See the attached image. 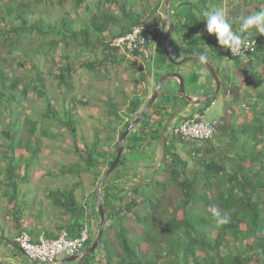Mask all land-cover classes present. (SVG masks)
<instances>
[{
  "label": "trees",
  "instance_id": "16d2710c",
  "mask_svg": "<svg viewBox=\"0 0 264 264\" xmlns=\"http://www.w3.org/2000/svg\"><path fill=\"white\" fill-rule=\"evenodd\" d=\"M64 1L57 0L60 7L54 15L50 11L54 7L53 0H0V50L9 54L22 53L21 60L16 63L23 70L22 74L12 75L0 61V195L6 198L0 215L4 218L10 215L17 226L22 224L19 216L28 199L20 186L29 179V168L39 157L44 138L54 142L61 135L65 137V132L73 137L66 150H73L85 166L74 167L78 162L68 168L63 165L61 175L67 171L79 177L74 174L90 171L97 182L116 153L117 141L112 142L114 148L110 158L105 147L98 148L103 139L96 127L92 142L86 140L85 133L81 136L82 150L75 140L80 125L77 103L88 105L89 100L73 94L76 69L70 54L73 60L79 59V67L89 73L106 72L125 56L124 49L110 44L113 38L124 35L134 25L153 26L155 34L162 20V0H70L68 10ZM251 2L249 14L250 11H264V0H249ZM247 31L244 32L246 38H255L258 44L248 53L247 63L242 64L241 76L251 91L245 113L243 110L241 114L242 120L236 119L228 133L220 134L216 129L212 138L195 141L200 143L196 150L204 149L208 156L195 159L196 168L191 173L188 161L177 153L173 139L169 140L161 173L131 186L126 192L127 200H121L124 211L115 229L120 249L108 234L109 225H105L97 247L72 264H92L99 251L102 253L100 264H264V34L255 28ZM188 38L189 35H184L185 40ZM25 42L27 46L24 47ZM225 49L228 50L223 46ZM201 51L193 46L186 53L199 54ZM86 53L100 55V58H83ZM133 53L144 58L150 56L145 57L138 50ZM38 55L49 64L48 75L56 79V84L48 82L47 71L35 59ZM58 59L61 64L53 71ZM105 100L109 107L105 116L110 122L111 118L117 121L121 117L116 111L117 104L111 98ZM128 104V112L134 116L123 122L118 137L138 114L142 101L132 98ZM143 133L136 134L133 129L128 132L125 153L138 149L137 143ZM125 164V155H121L102 181L105 223L114 215V210L107 209L117 198V180ZM116 170L118 175L114 173ZM81 183V179H76L69 189L48 190V200L55 208L62 209L61 213L75 217L82 209L75 198V190ZM18 199L23 200L17 212L14 204ZM32 200L31 204L37 202ZM213 208L221 215L227 213L230 223L217 227ZM95 214L98 216L97 210ZM128 216L140 224L139 236H128L129 230L123 224ZM80 221L78 216L68 228L63 219L59 226L60 229H77L82 225ZM90 221L89 215L86 222ZM0 229L2 232L4 226L0 225ZM95 236L96 233L89 231L84 249ZM148 251L152 253L150 258L145 255Z\"/></svg>",
  "mask_w": 264,
  "mask_h": 264
},
{
  "label": "crops",
  "instance_id": "0c3cea01",
  "mask_svg": "<svg viewBox=\"0 0 264 264\" xmlns=\"http://www.w3.org/2000/svg\"><path fill=\"white\" fill-rule=\"evenodd\" d=\"M162 1L163 11L160 12L162 20L157 32L154 34L155 39L150 45V56L144 58L140 54L124 51L125 54L123 55L125 56L123 59H119L117 63L111 66L113 72H109L107 76L103 75L106 77L105 79L126 80L128 84L123 97L118 96V99L114 100L117 104L116 111L121 117L117 121H112L108 129L109 131H116L118 135L120 126L123 122L130 119L132 115L127 109L128 102L132 98H138L142 101L141 107L138 110L139 113L154 93V90L159 87L161 76L165 73L174 71L183 73L186 88L185 95L189 96L191 100L186 96L176 93L178 89L177 80L171 78L153 100L140 123L132 128L136 134L144 132L143 138L137 143L138 149L128 151L125 154L126 164L120 168L121 178L117 180V185H119L116 191L117 198L114 200L116 201V205H120L121 200H123L122 198L130 190L131 186L142 184L143 181H148L155 173H161L163 161L165 160H162V143L166 142L167 146L168 141L173 139L177 153L181 158L188 161L191 172L196 168L195 159H203L208 156L204 149L200 148L201 150H196L200 146V143L190 140L181 141L176 137L174 139V127L180 122L197 112L206 110V114L210 119H216L218 121L217 132H220V134L228 133L232 123L236 119L239 122L242 120V111L244 110L245 113L246 103L250 101L251 91L247 86L246 79L241 76L243 70L242 64L247 63L249 58L247 61L236 59L225 60L224 55L226 54V49L223 50V45L219 44L215 34H209L206 31L207 19L203 17V12L215 8L213 10V14H215V12L220 11L218 7L227 8L228 13L226 18L233 20V30L235 32L237 31L242 37H246L244 32H239L241 21L238 17L247 16L249 14L248 9H251L250 6L253 3H249V0H239L238 3H234V0H170L169 2L168 9L173 22V30L168 36V47L171 48L172 58L181 60L188 55L198 56V54L186 53L187 50L193 49V46L202 49L201 53L207 50L206 54L209 57V63L214 68L217 78L220 81L219 89L216 92V82L211 74V70L206 65L199 61L190 60L176 66L167 58L164 37L168 23L164 12L165 0ZM184 35H189L190 38L185 40ZM126 60H128V64H126ZM128 69L135 72L129 78L127 77ZM214 143L217 144V142ZM104 147L107 151L110 150V147ZM217 148L221 147L217 145ZM116 174L118 175V172ZM31 181L29 178L26 182L21 183L20 188L24 187L25 184H29ZM37 187L44 189L45 186L43 187L42 184H39ZM67 188L69 189V186L65 188L55 187L52 189ZM22 192L24 191L22 190ZM84 194L82 201H78L75 194V198L82 209L75 217L70 218L68 215L61 213L62 209L55 208L48 198L44 200V197H42L40 203L34 202V204H31L33 200L30 199L29 193L26 192V199L28 198L24 205L26 208L19 216L22 226H17L10 215L4 218V221L7 222L4 223L6 225H4L2 232L0 229L3 240V242H0V262L3 264L12 263L5 261L1 255L7 253L12 247L17 248L15 246V238L21 231L26 229L34 239L42 233L49 237H56L63 230L74 236L78 234L81 227H85L88 231L97 234L99 215L97 216L95 214L97 205L94 209L92 206L93 196L95 198L96 194L95 189L91 194ZM45 195L47 196V194ZM22 200L18 199L14 204L17 212L20 210L19 207ZM113 203L109 205L108 211L113 210ZM3 208L4 206H2ZM89 215L91 221L87 223L86 218ZM78 216L83 226L81 225L77 229H68L73 225ZM63 219L64 222L68 223V228L64 227L60 229L59 223H62L61 220L63 221ZM101 260L102 253L99 251L96 259L92 261V264H100ZM73 262H68L67 264H72ZM25 264H34V262L28 259V262Z\"/></svg>",
  "mask_w": 264,
  "mask_h": 264
},
{
  "label": "rangeland",
  "instance_id": "374dc122",
  "mask_svg": "<svg viewBox=\"0 0 264 264\" xmlns=\"http://www.w3.org/2000/svg\"><path fill=\"white\" fill-rule=\"evenodd\" d=\"M54 7L51 8V12L56 15L57 11L59 10V5L57 4V0H53ZM245 4V2L243 1ZM64 7L68 10L70 9L71 3L70 0H65L64 1ZM38 10V8H37ZM56 17V16H55ZM173 37V34H172ZM171 42V41H170ZM22 46H27L26 42L23 43ZM60 51L57 50V54ZM50 54V53H49ZM87 54V55H86ZM83 54V58H89L91 60H94L95 58H100V55L97 56L93 53L89 54L86 53ZM70 59L72 60V66L76 69L74 71L73 75L76 77V87L73 91V94L76 95L77 98H83L89 100L88 105H82L80 103H77V117L79 118V128L77 129L78 134L76 135L75 140H77L79 148L82 150L84 143L83 139L81 138L82 135L85 133L86 140L89 141L93 140V135H94V127L97 128L99 132V137L103 139L102 142H99L100 145L98 148H103L104 147V141L105 145L107 147H110V150H106L108 153L107 157L110 158V155L113 151V143L118 140V135L116 131H109V123L113 121L111 118V122L109 117L105 116L109 111V107H107L106 100L105 98H111L112 100H117L118 96L123 97V94H125V89L127 88L128 84L126 80L124 81H118V80H112L110 79H105V75L112 73V69L110 68L106 72H98V73H89L88 70H85L84 68L79 67V59L73 60L72 53L70 54ZM22 53L19 54V52H14L12 54H9L8 52H4L3 50H0V61L3 63V66L7 68L8 71L12 75L15 74H22L23 70L19 68L16 63L18 60H21ZM50 56V55H49ZM38 65H43L44 69L47 71L46 77L48 79V82H52L53 85L56 84V79L52 75H48V71L50 70V67L48 66L49 64L43 60L42 56H36L35 57ZM128 60H126V64H128ZM61 64V60L58 59L56 61V65L52 67V70L55 71L58 68V65ZM105 73V74H104ZM132 73H135L133 70L128 69V74L127 77L129 78ZM104 75V76H103ZM136 75V74H135ZM30 96V95H29ZM32 98V96H30ZM249 99V98H248ZM32 101V100H31ZM36 104V102H33ZM103 106V108L100 106ZM75 111V110H74ZM90 115L94 117H90ZM112 124V123H111ZM54 128H58L54 127ZM62 130V128H59V131ZM111 133V134H109ZM69 134L65 132V137L61 135L59 139H57L54 142H50L47 139H43V143H41V146L39 147V157L35 160V164L32 165L29 169V178L32 180L29 184H25L24 187H21V190L26 191L27 193L30 194V199H35L37 202H41V198L44 197L47 199L48 197L45 195L46 192L52 188L55 187H70V183L72 181L77 180H82V183L76 188L75 194L77 196L78 201H82V196L85 195L84 193H92L93 190L95 189V182L93 178V174L89 172H81L79 174H74V175H79L77 176H72L71 174L65 172V174L61 175L60 174V169L63 165H66V168L69 167V165L76 163V166H80L79 168L84 167V163H81L79 161L78 156L73 152V150L69 149L66 150V148L69 147V140L71 139L73 142V137L68 136ZM68 138V140L64 141V139ZM72 144V143H71ZM126 153L123 152L122 155L124 156ZM158 160V159H157ZM38 161V162H37ZM107 160L104 161L106 164ZM102 165V163H100ZM105 164H103L102 168L105 167ZM95 169V168H94ZM91 169V170H94ZM117 172L114 171V173ZM113 173V174H114ZM191 173V170H190ZM52 181H54L52 183ZM138 181V179H137ZM142 182V181H141ZM140 182V183H141ZM39 184H42L44 189L41 187H37ZM39 188V189H38ZM45 190V191H44ZM174 196L177 198L178 194L176 191L173 192ZM134 196V195H133ZM96 197V194H95ZM123 202H125L128 198V194L123 197ZM6 201L5 197H1L0 195V210H2V206H4V202ZM97 197L96 199L93 196V209L97 205ZM113 210H114V215L110 216L112 217L108 221H106L105 225H109L108 227V234L111 236L112 242H115V246L119 248L118 245V240L115 236L117 224L120 222L118 221V217L121 216L122 212L124 209L122 208V204L116 205V201H113ZM114 216H117V218H114ZM99 218V217H98ZM7 221H4V217L0 215V225H6L4 224ZM123 224L128 228V236L134 238L135 235H140L141 233V226L140 224H137V222L133 219L132 216L126 217L124 219ZM2 235L0 234V242L2 240ZM133 242V240H131ZM133 245V244H132ZM142 246L146 247V244H142ZM120 249V248H119ZM145 252V250H142ZM146 258H150L152 256V253L148 251V253H145ZM1 257L9 262H12L11 264H25L28 262V258L24 256L19 249L12 247L7 251V253L2 254Z\"/></svg>",
  "mask_w": 264,
  "mask_h": 264
},
{
  "label": "built area",
  "instance_id": "2783aa9c",
  "mask_svg": "<svg viewBox=\"0 0 264 264\" xmlns=\"http://www.w3.org/2000/svg\"><path fill=\"white\" fill-rule=\"evenodd\" d=\"M154 27H143L142 25H134L131 30L124 35L117 36L111 40L112 46H118L133 53L138 50L145 57L150 54V46L154 41ZM248 47H241L238 54H232L228 49L224 55L225 60L241 59L246 60L248 53H251L257 47L255 39L246 38ZM218 126L216 119H210L206 110L197 112L187 117L174 127V134L179 138L190 141H205L212 138ZM89 239V231L85 227H81L77 235H70L69 232L63 230L56 237H49L40 234L36 239L27 231H21L15 238V244L20 251L28 259L39 264H56L63 257L71 256L84 249L85 243Z\"/></svg>",
  "mask_w": 264,
  "mask_h": 264
},
{
  "label": "water",
  "instance_id": "95a60500",
  "mask_svg": "<svg viewBox=\"0 0 264 264\" xmlns=\"http://www.w3.org/2000/svg\"><path fill=\"white\" fill-rule=\"evenodd\" d=\"M169 2H170V0H165V4H164L165 18H166L167 23H168V28L166 30L165 37H164V44L166 46V50H165L166 56L169 59V61L176 66L181 65L184 62L190 61V60L198 61V56H195V55L185 56L181 60H176V59L172 58L171 48L168 47V36L171 34V32L173 30V22L170 18L169 9H168ZM204 65H206L211 70V74H212V76L216 82V92H217V90L219 89L220 81L217 78L216 72L210 63L204 64ZM171 78L177 80L178 89L176 90V93L181 94L183 96H186L189 100H191V98L189 96L185 95V92H186L185 80H184V75L182 72H176V71L168 72V73H165L161 76V79L159 82L160 83L159 87L154 90V93L148 99V101L146 102L144 107L140 110V112L132 120H130L128 122L124 131L119 136V138L117 140V149H116L115 156H114L110 166L103 172V174L100 176V178L97 181L95 192H96V196H97V211H98V215H99V226H98V231H97L96 236L94 237L92 243L87 248H85L82 251L77 252L71 256H68V257H65V258L59 260V262H57L56 264H67L68 262H73L77 259H80V258L88 255L97 247V245L100 241V238L103 234L104 227H105V209L103 206L102 195H101V183H102L103 179L112 171V169L116 166L118 160L121 158V155L123 153V149L125 146L126 136H127L128 132L132 128H134L138 123H140V121L145 116V113L149 109L153 100L156 98V96L159 94V92L165 87L167 81ZM207 97H209V96H207ZM197 102H199V101H197ZM161 153H162V160H164L166 157V142L162 143V145H161ZM15 246L18 248V246L16 244H15ZM34 264H38V263L34 262Z\"/></svg>",
  "mask_w": 264,
  "mask_h": 264
},
{
  "label": "clouds",
  "instance_id": "9594fccd",
  "mask_svg": "<svg viewBox=\"0 0 264 264\" xmlns=\"http://www.w3.org/2000/svg\"><path fill=\"white\" fill-rule=\"evenodd\" d=\"M238 2L239 0H234V3ZM218 8H220V11L215 12V14H213L215 8L203 12V17L207 19L206 31L209 34H215L218 38L219 44L230 49L232 54H238L242 46L248 47L246 37H242L233 30V20L226 18L228 9L225 7ZM238 19L241 21L239 29L240 33L255 28L259 33L264 34V11H250V14H247V16H239ZM206 51L207 50H205L204 53L198 54V61L200 63L208 64L210 62ZM248 58L249 56H247L246 60H238L247 61ZM212 213L216 217L217 227L227 225L231 221V217L227 213L221 215L215 208L212 209Z\"/></svg>",
  "mask_w": 264,
  "mask_h": 264
}]
</instances>
